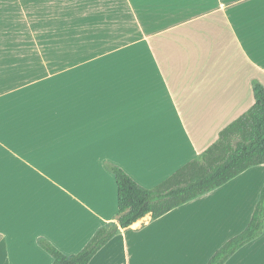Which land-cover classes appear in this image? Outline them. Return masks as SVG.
I'll list each match as a JSON object with an SVG mask.
<instances>
[{
    "label": "crops",
    "instance_id": "crops-1",
    "mask_svg": "<svg viewBox=\"0 0 264 264\" xmlns=\"http://www.w3.org/2000/svg\"><path fill=\"white\" fill-rule=\"evenodd\" d=\"M4 1L0 264H52L41 241L79 253L117 225L112 167L157 187L252 107V81L264 86V0ZM39 13L77 28L72 54L49 59L75 64L6 89L8 73L21 76L34 61L24 37ZM120 29L142 37L120 44ZM263 184L264 164L157 219L146 215L89 264H206L247 227ZM225 264H264V229Z\"/></svg>",
    "mask_w": 264,
    "mask_h": 264
},
{
    "label": "trees",
    "instance_id": "trees-1",
    "mask_svg": "<svg viewBox=\"0 0 264 264\" xmlns=\"http://www.w3.org/2000/svg\"><path fill=\"white\" fill-rule=\"evenodd\" d=\"M254 104L220 131L218 139L197 159L181 167L155 188L139 186L123 170L112 167L116 187L117 225L96 231L75 255H65L46 241L42 248L52 264H89L120 229L150 215L157 219L171 210L209 193L246 170L264 164V86L252 81ZM264 229V184L247 227L229 239L206 264H225L241 247L258 238Z\"/></svg>",
    "mask_w": 264,
    "mask_h": 264
},
{
    "label": "rangeland",
    "instance_id": "rangeland-1",
    "mask_svg": "<svg viewBox=\"0 0 264 264\" xmlns=\"http://www.w3.org/2000/svg\"><path fill=\"white\" fill-rule=\"evenodd\" d=\"M4 5L5 1L0 0V8ZM34 19L36 22H38L35 23L37 24V30L33 32L28 30L26 32V37H24V40L25 38H32L33 40H31V42L33 45L32 47L29 45H27V47H23V52L25 54L24 56H30L32 53L34 61L33 63L28 61L27 63L22 64L21 67H23V73L21 76H18V74L12 75L13 72L8 73L11 75V77H8L6 89L25 83L26 81L34 79L35 77L44 76L49 72L63 69V67L66 65L70 66L75 64L71 62L67 64L56 61L50 62L49 59L57 60L59 58H63L64 55L71 53V49L68 48V46L71 43H75L76 39H78V33L74 30L77 28L67 25L66 29H62L61 26H57L56 24L52 23L53 19H51V16H48L47 14H36ZM142 33L143 32L141 30L137 29L118 31L120 36L119 43L124 44L141 38ZM75 53H77V50ZM92 53H96L94 48L89 49L87 52H82V54ZM29 70L32 71V74ZM30 76L35 77L30 78Z\"/></svg>",
    "mask_w": 264,
    "mask_h": 264
}]
</instances>
